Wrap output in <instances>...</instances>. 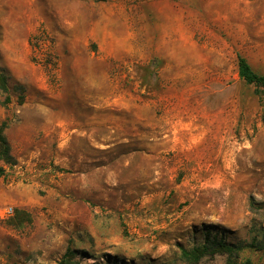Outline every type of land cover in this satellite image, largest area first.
I'll list each match as a JSON object with an SVG mask.
<instances>
[{"label": "rangeland", "instance_id": "rangeland-1", "mask_svg": "<svg viewBox=\"0 0 264 264\" xmlns=\"http://www.w3.org/2000/svg\"><path fill=\"white\" fill-rule=\"evenodd\" d=\"M239 55L264 74V0H0V264H190L207 239L235 249L198 264H264Z\"/></svg>", "mask_w": 264, "mask_h": 264}, {"label": "trees", "instance_id": "trees-1", "mask_svg": "<svg viewBox=\"0 0 264 264\" xmlns=\"http://www.w3.org/2000/svg\"><path fill=\"white\" fill-rule=\"evenodd\" d=\"M238 65V75L247 85H252L254 87L255 93L258 96H262L264 94V74H260L256 72L247 59L241 55L238 56L237 60ZM12 90L18 92L19 100L23 99V87L17 85ZM11 88L8 84L7 75L0 69V92L5 95V102L9 103L11 96H10ZM261 121L264 123V112L261 116ZM8 125L7 121H3L0 123V161L4 164L12 165L14 163L13 156L11 154L9 143L5 137L4 131ZM2 168H0V174L2 173ZM235 247L229 244H226L221 241H210L209 239L206 240L203 244L199 246H194L190 250L182 249L181 255L184 260L190 264H198V261L203 255L207 254H214L219 251L229 252L231 253L234 251ZM68 254H71L68 251ZM229 264H231L230 259H228ZM69 260L67 259V254L62 264H68ZM249 264V262H246Z\"/></svg>", "mask_w": 264, "mask_h": 264}, {"label": "built area", "instance_id": "built-area-1", "mask_svg": "<svg viewBox=\"0 0 264 264\" xmlns=\"http://www.w3.org/2000/svg\"><path fill=\"white\" fill-rule=\"evenodd\" d=\"M11 211H12L11 208H6V209H5V213H6V214H10Z\"/></svg>", "mask_w": 264, "mask_h": 264}]
</instances>
